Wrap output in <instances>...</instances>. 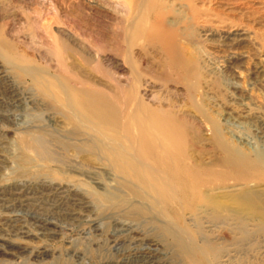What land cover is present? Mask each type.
Here are the masks:
<instances>
[{"label":"rangeland","instance_id":"rangeland-1","mask_svg":"<svg viewBox=\"0 0 264 264\" xmlns=\"http://www.w3.org/2000/svg\"><path fill=\"white\" fill-rule=\"evenodd\" d=\"M118 1L0 0V264H197L191 252L183 248L186 239L193 242V247L204 250L210 264H264V217L261 206L255 210L240 207L232 204L228 197L241 188L251 189L264 205V162L258 163L255 160L256 155L264 152L257 140V131L260 132V126L264 124V0H214L207 6L208 15L203 23H200L201 20L190 22L183 29L186 33L178 38L177 45L185 53L188 52L185 58L190 59L188 54H195L202 61L199 65L201 80L193 92L190 88L192 90L196 81L191 73L184 71L178 63L170 64L161 53L163 41L170 40L181 30L171 23L175 16L168 15L164 20L152 23L150 40L142 42L143 47H147V53L140 64L143 79L159 90L161 97L164 96L161 103H164V107L168 105L163 109L168 112L165 118L176 123L175 126H182L185 131L190 130L187 131L188 138L192 135L189 140H196L194 152L199 153L205 149V163L212 162L211 159L223 158L224 155L208 140L209 127L202 124L198 128L197 124L202 121L203 115H209L223 125L222 110L216 106L222 101L233 108L237 116L242 119L248 117V120L232 121L233 125L228 127L234 136L232 139L225 133L227 130H224L225 140L236 150L242 162L238 163L240 166L234 168L236 170L233 173L238 170L236 175L242 179L236 183H228L229 186L225 185L224 189L223 186L217 187L218 189L207 193L215 197L219 208L193 205L192 209L185 208L179 214L168 207L167 217L175 230L164 224L157 209L151 208V202L145 195L151 194V190L146 181L143 183L139 173L119 170L108 162V157L99 148L95 149L90 145L91 141L83 131L72 133L73 127L66 119V112L46 96L52 90L45 83L48 76H44L45 80L36 82L24 72L28 71L27 68L42 75H45L43 72H49L68 87L78 88L83 92L95 91L96 96L101 100L106 99L121 114L124 99L129 94L130 77L115 74L104 62L105 59H114L122 64L123 60L121 56L126 25L121 22L119 11H116L115 3ZM110 2H114V11L108 5H113ZM219 2H222L223 7ZM213 8L216 9L214 12L211 11ZM58 29L76 39L75 43L72 42L74 45L58 36ZM67 65L78 70L79 74L70 72L65 67ZM63 70L67 72L64 73ZM229 70L232 72L229 73ZM202 75L209 80L208 88H205L206 82ZM233 75L236 77L231 78ZM232 87H235L234 91ZM141 90L147 91L148 88L142 87ZM83 114L91 120L98 132L94 144L98 146L99 141H104L105 138L111 148H118L119 145L126 147L121 118L118 119L115 131L108 124L104 126L87 113ZM43 131L53 132L62 140L45 136L49 151L51 148L52 159L51 164L50 161L42 162L49 168L44 170L45 165L41 161L38 163L39 160L33 153L27 155V160L30 166L34 163L36 166L23 167L20 162L24 153L23 139L26 136L38 137V134H44ZM192 131L195 134L197 131L198 135L194 136ZM57 140L61 143L56 142ZM235 140H245L250 147L242 145L240 148V143ZM90 154L93 156L89 157ZM129 163L133 165L132 161ZM40 165L43 167L40 169L43 174L37 169ZM115 193H120L116 195L119 199ZM134 204L136 207L131 206ZM197 207H200V212ZM157 214L159 216L155 217ZM144 256L151 259H145Z\"/></svg>","mask_w":264,"mask_h":264},{"label":"bare ground","instance_id":"bare-ground-1","mask_svg":"<svg viewBox=\"0 0 264 264\" xmlns=\"http://www.w3.org/2000/svg\"><path fill=\"white\" fill-rule=\"evenodd\" d=\"M221 1V0H220ZM109 2V1H108ZM214 2V0H119L117 3H115L116 11L118 10L121 17V22L126 25L125 30V37H123V47L124 51H122V64H120L118 61L114 59H110L105 61L107 66L111 68L115 74L117 75H125L130 77V81L127 83L130 85L127 92H129L128 96L125 97L122 109L120 110L121 114L118 113L116 110L113 109L112 106H110L105 100H101L100 97L96 96L95 91H87L83 92V90H79L78 88L68 87L67 84H64L60 81V79L56 75H51L49 72H35L34 70L24 71L26 75L33 78L34 81L40 82L45 80L44 76H48L45 81L49 87H51L52 90L49 95H46L50 99L53 100V103L57 105V107H61L63 112H66L67 116L66 119L69 122V125L73 127L72 133L75 134L77 130L79 132L83 131L90 139L91 143L90 145L98 149L99 151L106 157H108V162L112 163L115 167H117L121 171H134L141 175L143 179V183L148 184V187L151 190V194H145L147 196V199L151 202V208L153 210H156L159 212V214L163 217L164 224L168 226L170 229H174L173 225L169 222V218L167 217V211L168 207L173 208L175 211H177L179 214H181L185 208L192 209L193 205H198L200 207H208V206H214L219 208V204L216 203L215 197L211 194L208 195L207 193L209 191L218 189L217 187H222L224 189L225 185L228 183H236L242 178L237 177L236 173H233L234 168H238L241 162V159H239L236 150L227 143L224 137V130L225 133L230 135V139H232L234 136L233 134L228 130V127H231V123L234 120H244L247 118H243L240 116H237L233 108H229L227 106V103L218 102L217 107L221 109L222 111V121L224 122L223 125L226 127L224 128L222 123L219 121H216L212 119L209 115H203L202 121L198 122L197 126L198 128L201 127L203 124L209 127V141L213 142L215 144L214 147L217 149L221 154H223V158L220 159L216 158L215 160H212V162H209L208 164L205 163V153L194 152V142L196 141L195 138H188L187 131H185L182 126H175L172 121L167 120L165 118L166 114L168 115L167 111H164L163 109L168 107L166 105L165 107L162 105L161 101L164 100V96L161 97L159 95V90L157 91L156 88L152 87L150 84H148L144 79L142 74L140 73V64L143 62V57H145L146 48L143 47V41H149L150 35L149 31L152 28L151 24L154 22H158L159 20H164L168 15L175 16V19L171 22L172 25L174 24L175 27L181 28L179 33L177 32L174 37L170 38V40L163 41V48H162V56H166L167 59L171 63H178L184 71L191 73V75L195 79V86L190 88V91H195L196 85L200 83V76L199 74V65L201 59L197 55L194 54H188L189 58H185L187 53L184 49H182L180 46L177 45L178 38L182 35H184L186 32L183 31V29L188 27V24L199 22L200 23L207 17V6ZM229 2V1H228ZM113 5L108 4L111 6V8H114V2ZM222 2H219V4ZM220 5V6H221ZM249 5V4H247ZM113 6V7H112ZM218 6V4H217ZM216 7V6H215ZM223 7V5H222ZM251 9V8H250ZM216 10V9H215ZM214 8L211 11H215ZM114 11V9H113ZM115 11V12H116ZM219 11V10H217ZM220 12V11H219ZM223 12V11H222ZM216 13V12H215ZM221 13V12H220ZM219 13V14H220ZM225 13V12H224ZM242 13V12H241ZM228 14V13H227ZM227 16H225L226 18ZM228 18V17H227ZM233 18V17H229ZM118 19V18H117ZM221 20V19H220ZM232 20V19H231ZM116 21V20H115ZM119 21V20H117ZM188 22V23H187ZM222 22V21H221ZM225 22V21H224ZM203 23V22H202ZM212 23V22H211ZM123 24V25H124ZM225 24V23H224ZM227 24V23H226ZM225 24V25H226ZM230 24V23H228ZM121 25V24H120ZM205 25V24H204ZM213 25V24H212ZM215 25V24H214ZM161 26V25H160ZM194 26V25H193ZM46 27V25H45ZM199 27V26H198ZM203 27V26H202ZM177 28V29H178ZM195 28V27H194ZM206 28V27H205ZM200 29V28H199ZM167 30V29H166ZM207 30V29H206ZM152 31V30H151ZM189 32V30H187ZM59 33L58 36L64 37V39L71 41V43H75L76 41L73 39V37L69 34H65L63 31H56ZM153 32V31H152ZM161 32V30H160ZM168 32V31H167ZM155 33V32H154ZM171 33V32H170ZM184 33V34H183ZM189 34V33H188ZM187 34V35H188ZM202 34V33H201ZM56 35V36H57ZM152 35V34H151ZM155 35V34H153ZM158 35V34H157ZM160 35V34H159ZM162 35V34H161ZM160 35V36H161ZM56 37V39L58 38ZM156 36V35H155ZM167 36V35H164ZM163 36V37H164ZM208 36V35H207ZM210 36V35H209ZM82 37V36H81ZM186 37V36H185ZM183 37V38H185ZM227 37V36H225ZM153 38V37H152ZM151 38V39H152ZM166 38V37H165ZM54 39V38H53ZM56 39L54 40L56 42ZM202 39V38H201ZM58 40V39H57ZM61 40V39H60ZM65 40V41H66ZM155 40V39H154ZM63 41V40H62ZM64 41V42H65ZM152 41V40H151ZM197 41V40H196ZM202 42V41H201ZM72 43V44H73ZM196 43V42H195ZM3 44V43H2ZM65 44V43H64ZM69 44V43H68ZM185 44V43H184ZM200 44V42H199ZM197 44V45H199ZM60 45V44H59ZM74 45V44H73ZM77 45V44H76ZM202 45V44H201ZM187 46V45H186ZM185 46V48H186ZM190 46V45H189ZM260 46V45H259ZM202 47V46H201ZM200 47V48H201ZM59 48V47H58ZM122 48V47H121ZM199 48V49H200ZM61 49V48H60ZM188 49V48H187ZM161 50V49H160ZM202 50V49H201ZM64 51V50H63ZM158 51V50H157ZM189 51V50H188ZM190 52V51H189ZM193 52V51H192ZM256 52V51H255ZM259 52V51H258ZM62 53V51H61ZM257 53V52H256ZM82 54V53H81ZM89 54V53H88ZM116 54V53H115ZM149 54V53H148ZM156 54V53H155ZM152 54V55H155ZM160 54V53H159ZM199 54V52H198ZM202 54V53H201ZM200 54V56H201ZM91 55V54H90ZM157 55V54H156ZM161 55V54H160ZM205 55V54H202ZM256 55V54H255ZM159 56V55H158ZM253 56V54H252ZM258 56V55H257ZM57 57V56H56ZM161 59V56H159ZM256 57V56H254ZM69 58V57H68ZM158 58V57H157ZM164 58V57H163ZM99 59V58H98ZM153 59V58H152ZM205 59V58H204ZM149 60V58H148ZM162 60V59H161ZM167 60V61H168ZM209 60V59H207ZM150 61V60H149ZM190 61L191 64H190ZM219 61V60H218ZM153 62V61H152ZM202 62V61H201ZM211 62V61H210ZM97 63V61H96ZM148 63V62H147ZM151 63V62H150ZM149 63V64H150ZM160 63V62H159ZM152 64V63H151ZM207 64V63H206ZM10 65V64H9ZM164 65V63L162 64ZM212 66V63L210 64ZM209 65V68H211ZM11 66V65H10ZM14 66V65H13ZM12 66V68H13ZM61 66V65H60ZM59 66V67H60ZM105 66V64H104ZM159 66V65H158ZM168 66V65H167ZM170 66V65H169ZM204 66V64H202ZM258 66V65H257ZM263 66V65H262ZM66 69H68L70 72L74 73L75 75L79 74V71L75 68H71L68 65L65 66ZM147 67V66H144ZM164 67V66H163ZM208 67V65H207ZM20 68V67H19ZM24 68V67H23ZM21 68V69H23ZM155 68V66H154ZM166 68V67H164ZM203 68V67H202ZM17 70V67L15 68ZM108 70V69H107ZM215 70V69H214ZM260 70V69H259ZM262 70V69H261ZM64 73L66 70H63ZM109 71V70H108ZM112 71V72H113ZM213 71V70H212ZM210 71V73L212 72ZM216 71V70H215ZM222 71V70H221ZM220 71V72H221ZM226 71V70H225ZM21 72V71H20ZM67 72V71H66ZM217 72V71H216ZM219 72V70H218ZM217 72V73H218ZM232 72V71H231ZM229 70V73H231ZM256 72V71H255ZM261 72V71H258ZM207 73V72H206ZM209 73V71H208ZM207 73V75H208ZM213 73V72H212ZM257 73V72H256ZM67 74V73H66ZM82 74V73H81ZM198 74V75H197ZM215 74V72H214ZM213 74V75H214ZM24 75V74H22ZM68 75V74H67ZM74 75V76H75ZM170 75V74H169ZM216 75V74H215ZM230 75V74H228ZM21 76V75H20ZM121 76V75H120ZM171 76V75H170ZM176 76V75H175ZM203 76V75H202ZM219 76V75H218ZM231 76V75H230ZM83 77V75H82ZM178 77V76H177ZM204 77V76H203ZM202 79L205 80V88H208V82L209 80L204 77ZM208 77V76H207ZM222 77V76H221ZM235 78L236 76L233 75L231 78ZM128 78V77H127ZM172 78V77H170ZM217 78V77H216ZM229 78V77H228ZM77 79V78H76ZM73 79V80H76ZM168 79V78H166ZM181 79V77H180ZM184 79V78H183ZM207 79V81H206ZM214 79V78H212ZM224 79V78H223ZM129 80V79H128ZM79 81V80H78ZM114 81V80H113ZM180 81V80H179ZM198 81V82H197ZM220 81V80H219ZM231 81V80H230ZM71 82V81H70ZM92 82V81H91ZM126 82V81H124ZM172 82V81H171ZM185 82V81H184ZM202 82V81H201ZM211 82V81H210ZM212 82H214L212 80ZM217 82V80H216ZM233 82V81H232ZM237 81H235L236 83ZM72 83V82H71ZM123 83V82H122ZM231 83V82H230ZM240 83V82H239ZM83 84V83H82ZM87 84V83H86ZM223 84V83H222ZM221 84V86H222ZM72 85V84H71ZM228 87H230L229 83L227 84ZM236 85H241L237 84ZM125 86V85H123ZM122 86V87H123ZM217 86V85H216ZM224 86V84H223ZM145 87L148 88L147 91H142L141 88ZM227 87V86H226ZM227 87V89H228ZM242 87V85H241ZM159 88V87H157ZM225 88V87H224ZM233 91L235 87H232ZM246 88V87H245ZM244 88V89H245ZM121 89V88H120ZM161 89V87H160ZM171 89V88H170ZM210 89V88H209ZM208 89V90H209ZM216 89V88H215ZM226 89V90H227ZM237 89V87H236ZM243 89V87H242ZM241 89V90H242ZM247 89V88H246ZM45 90V89H44ZM207 90V89H206ZM239 90V89H238ZM249 90V89H247ZM173 91V90H172ZM200 91V90H199ZM232 91V93H233ZM244 91V90H242ZM175 92V91H174ZM180 92V90H179ZM178 92V93H179ZM190 92V93H191ZM198 92V91H197ZM208 92V91H207ZM216 92V91H215ZM218 92V91H217ZM239 92V91H238ZM251 92V91H250ZM249 92V93H250ZM115 93V91H114ZM113 93V94H114ZM123 94V92H121ZM246 93V91H245ZM107 94V93H105ZM181 94V93H180ZM198 94V93H196ZM210 94V93H209ZM215 94V93H214ZM251 94V93H250ZM40 95V93H39ZM175 95V94H174ZM183 95V94H181ZM241 95V93H240ZM245 95V94H243ZM112 96V95H111ZM177 96V94H176ZM180 96V95H179ZM197 96V95H195ZM216 96V95H215ZM249 96V95H247ZM109 97V96H108ZM166 97V95H165ZM178 97V96H177ZM199 97V96H198ZM197 97V99H199ZM224 97V96H223ZM221 97V98H223ZM230 97V96H229ZM241 97V96H240ZM243 97V96H242ZM251 97V96H249ZM254 97V96H253ZM117 98V97H115ZM123 98V97H122ZM209 98V97H208ZM213 98V97H212ZM218 98V96H217ZM220 98V97H219ZM228 98V97H227ZM236 98V97H235ZM238 98V97H237ZM246 98V96H245ZM248 98V97H247ZM43 99V96H42ZM46 99V98H45ZM104 99V98H103ZM179 99V98H178ZM182 99V98H181ZM226 99V98H225ZM233 99V98H232ZM231 99V100H232ZM258 99V98H257ZM256 99V100H257ZM184 100V99H183ZM201 100V99H200ZM203 100V99H202ZM205 100V99H204ZM213 100V99H212ZM220 100V99H219ZM224 100V99H223ZM235 100V99H234ZM243 100V99H241ZM247 100V99H246ZM254 100V99H253ZM264 100V99H263ZM108 101V100H107ZM175 101V100H174ZM182 101V100H180ZM196 101V100H195ZM216 101V100H215ZM261 101V100H259ZM117 102V101H116ZM121 102V100H120ZM184 102V101H183ZM238 102V101H237ZM247 102H249L247 100ZM246 102V103H247ZM166 103V102H165ZM204 103V102H203ZM213 103V102H212ZM211 103V105H212ZM230 102H228L229 104ZM251 103V102H250ZM164 104V103H163ZM181 103H179L180 105ZM188 104V103H186ZM190 104V103H189ZM197 104V103H196ZM206 104V103H204ZM214 104V103H213ZM240 104V103H239ZM252 105V103H251ZM177 106V104H176ZM175 106V107H176ZM188 106V105H187ZM200 106V105H199ZM215 106V105H214ZM239 106V105H238ZM253 106V105H252ZM56 107V106H55ZM173 107V106H172ZM174 107V108H175ZM178 107V106H177ZM189 107V106H188ZM231 107V106H230ZM256 107V106H254ZM191 108V106H190ZM216 108V107H215ZM60 109V108H59ZM240 109V108H239ZM246 109V108H245ZM260 109V108H258ZM262 109V108H261ZM191 110V109H190ZM241 110V109H240ZM244 110V109H243ZM182 111V110H181ZM202 109L200 110V112ZM264 111V110H263ZM87 113L90 115L91 118L95 119L97 122L102 123L104 126L105 124H108L112 129L115 131L117 130L116 127L118 126V119H122L121 129L124 136V142L126 144L125 146H120L118 148H111L107 143L108 141L103 139L104 141H99L100 143L98 146L95 143L97 141V130L94 127V124L91 122L89 118H87L83 113ZM183 113V112H182ZM190 113V112H189ZM192 113V112H191ZM248 113V112H247ZM253 113V112H252ZM173 114V113H172ZM177 114V113H176ZM188 114V113H187ZM217 114V113H216ZM258 114V113H257ZM185 115V114H184ZM189 115V114H188ZM187 115V117H188ZM197 115V114H195ZM254 115V114H252ZM64 116V117H65ZM186 116V115H185ZM194 116V115H193ZM205 116V117H204ZM212 116V115H211ZM178 117V116H177ZM191 117V116H189ZM196 117V116H194ZM198 117V116H197ZM250 117V116H249ZM256 118V116H253ZM184 118V117H183ZM214 118V117H213ZM65 119V120H66ZM89 119V120H88ZM175 119V118H174ZM180 119V118H179ZM182 119V118H181ZM187 119V118H186ZM189 119V118H188ZM187 119V120H188ZM251 119V117H250ZM257 119V118H256ZM248 120V119H247ZM176 121V120H175ZM250 121V120H249ZM195 122V121H194ZM243 122V121H242ZM261 122V121H260ZM264 122V121H263ZM99 123H97L99 125ZM196 123V122H195ZM256 123V122H255ZM178 124V123H177ZM237 124V123H236ZM243 124V123H242ZM262 124V123H261ZM260 124V125H261ZM68 125V126H69ZM185 125V124H184ZM245 125V124H243ZM242 125V126H243ZM251 125V124H249ZM264 124L260 126V132L257 130V140L259 141V144L263 147L264 150ZM107 126V125H106ZM195 126V125H194ZM241 126V122H240ZM252 126V125H251ZM258 126V125H257ZM184 127V126H183ZM190 127V126H188ZM187 127V128H188ZM203 127V126H202ZM71 128V127H70ZM186 129V128H185ZM195 129V128H194ZM257 129V128H256ZM55 130V129H54ZM53 130V131H54ZM66 130V129H65ZM120 130V128H119ZM193 130V128L191 129ZM197 130V128H196ZM37 132V131H35ZM44 134L39 135L38 137L33 136H26L22 143L23 148V155L20 157V162L23 167L30 166L27 155H31L33 153L37 161H50L51 158V148L50 151L48 149V144L46 142L47 138H55L58 139L59 137L54 135L53 132L50 131H43ZM64 132V131H63ZM70 132V131H69ZM75 132V133H74ZM121 132V131H118ZM193 132V131H192ZM201 132V131H200ZM39 133V132H38ZM42 133V130L41 132ZM253 133V132H252ZM35 134V133H34ZM37 134V133H36ZM194 136L198 135V132H193ZM203 134V133H202ZM235 134V133H234ZM114 135V134H113ZM119 135V134H118ZM206 135V134H204ZM40 136V137H39ZM45 136L47 138H45ZM227 136V135H226ZM58 137V138H57ZM78 137V136H77ZM120 137V136H119ZM81 138V136H80ZM188 138V139H187ZM202 138V137H200ZM207 138V137H206ZM205 138V139H206ZM240 138V137H239ZM60 139V138H59ZM79 138H77L78 141ZM242 139V138H240ZM61 140V139H60ZM59 140V142H60ZM69 141V140H68ZM205 141V140H204ZM244 141V142H243ZM239 142V140H235V142L240 143L238 147L241 148L242 145L249 146L250 144L248 142H245L243 140ZM58 142V140L56 141ZM55 142V143H56ZM58 142V143H59ZM62 142V140H61ZM60 142V143H61ZM111 142V141H110ZM109 142V143H110ZM114 142V141H112ZM64 143V142H63ZM67 143V142H65ZM82 143V142H81ZM118 143V142H117ZM122 143V142H121ZM52 144V143H51ZM50 144V145H51ZM204 143H201V145ZM235 144V143H234ZM76 145V144H75ZM21 145L19 144L18 148ZM79 146V145H78ZM234 146V145H233ZM196 147V146H195ZM203 148H205L203 146ZM244 148V147H243ZM20 149V148H19ZM239 149V148H238ZM246 149V148H245ZM253 149V148H250ZM93 150V149H92ZM247 150V149H246ZM262 150V151H263ZM70 151V150H69ZM94 151V150H93ZM92 151V152H93ZM196 151V150H195ZM238 151V150H237ZM250 151V150H249ZM248 151V152H249ZM72 152V151H71ZM96 152V151H95ZM97 153V152H96ZM251 153V152H250ZM249 153V154H250ZM22 154V153H21ZM85 154V153H84ZM246 154V153H245ZM88 155V154H87ZM248 155V154H246ZM253 155V153L251 154ZM19 156V154H18ZM34 156V157H35ZM93 156V154H92ZM91 154L89 157H92ZM96 156V155H95ZM98 156V155H97ZM245 156V155H244ZM88 157V158H89ZM250 157V156H249ZM248 157V158H249ZM30 158V157H29ZM33 158V157H32ZM31 158V159H32ZM87 158V159H88ZM99 158V157H98ZM215 158V157H214ZM54 159V157H53ZM91 159V158H90ZM88 159V160H90ZM247 159V158H246ZM254 159V156H253ZM17 160V159H16ZM33 160V159H32ZM94 160V159H93ZM96 160V159H95ZM258 163L264 162V152L259 155H256L255 159ZM253 160V161H255ZM31 161V160H30ZM129 161H132L133 165L129 163ZM243 161V160H242ZM249 161V160H248ZM35 162V161H34ZM244 162V161H243ZM247 162V161H245ZM252 162V161H250ZM37 163V164H38ZM44 162H42L43 164ZM242 163V162H241ZM35 164V163H34ZM32 164V165H34ZM41 164V165H42ZM51 164V161H50ZM49 164V165H50ZM246 164V163H245ZM252 164V163H251ZM32 165L30 167H32ZM37 167L39 169V172L42 170V166ZM47 165V164H46ZM44 170H47L46 167ZM48 165V166H49ZM263 165V164H261ZM36 166V164L34 165ZM51 166V165H50ZM243 166V165H242ZM245 166V165H244ZM247 166V164H246ZM19 167V166H18ZM44 167V166H43ZM42 167V168H43ZM33 168V167H32ZM111 168V167H110ZM251 168V167H250ZM263 168V166H262ZM27 169V168H26ZM28 169H30L28 167ZM36 169V168H35ZM113 169V168H112ZM243 169V168H242ZM22 170V169H21ZM43 170V171H44ZM50 170V169H48ZM236 170V169H235ZM234 170V171H235ZM245 170V169H244ZM247 170V169H246ZM23 171V170H22ZM26 171V170H25ZM240 171V170H239ZM263 171V170H262ZM261 171V172H262ZM20 172V171H19ZM18 172V173H19ZM35 172V171H34ZM33 172V173H34ZM37 172V171H36ZM51 172V171H50ZM245 172V171H244ZM243 172V173H244ZM42 173V172H41ZM40 173V174H41ZM46 173V172H45ZM24 174V173H23ZM43 174V173H42ZM240 173H238L239 175ZM253 174V172H252ZM256 174V173H254ZM261 175V173H259ZM264 174V173H263ZM38 175V174H37ZM257 175V176H260ZM242 176V175H241ZM256 176V175H255ZM256 176V177H257ZM137 177V176H136ZM243 177V176H242ZM121 179V178H120ZM142 181V180H141ZM140 183V181H139ZM246 183V182H245ZM121 184V183H120ZM141 184V183H140ZM248 184V183H247ZM262 184V183H261ZM239 185V184H238ZM133 186V185H131ZM229 186V185H227ZM226 186V187H227ZM234 186V185H233ZM240 186V185H239ZM248 186V185H247ZM260 186V185H259ZM145 188V187H144ZM232 188V187H231ZM135 189V185H134ZM233 189V188H232ZM231 189V190H232ZM240 189V188H239ZM115 190V189H114ZM139 190V189H138ZM230 190V189H229ZM258 190V189H257ZM121 191V190H120ZM140 191V190H139ZM142 191V190H141ZM124 192V191H123ZM228 192V191H224ZM232 192V191H231ZM254 192V190H253ZM252 190L243 189L238 191H233L231 194L229 201L232 202V204L240 206V207H246L249 209H257L261 206L263 211V217H264V205H262L260 199L258 198L256 193H253ZM256 192V191H255ZM259 192V191H258ZM136 193V192H135ZM143 193V191H142ZM141 193V194H142ZM154 193V194H152ZM230 192H228L229 194ZM120 194V193H117ZM115 193V196L117 195ZM121 194H123L121 192ZM127 194V193H126ZM213 194V193H212ZM114 195V193H113ZM129 195V194H128ZM143 195V194H142ZM119 196V195H118ZM122 196V195H121ZM131 196V194H130ZM137 196V195H136ZM110 197V196H109ZM120 197V196H119ZM115 198V197H113ZM116 198H118L116 196ZM126 198V197H125ZM133 198V196H132ZM137 198V197H136ZM220 199V197H217ZM97 199V197H96ZM119 199V198H118ZM130 199V198H129ZM135 199V198H134ZM110 200V199H109ZM108 200V201H109ZM128 201V199H126ZM125 200V201H126ZM224 200V199H223ZM227 200V199H226ZM98 201V200H97ZM228 201V200H227ZM229 202V203H230ZM145 203V202H144ZM221 203V202H220ZM228 203V202H227ZM223 204V202L221 203ZM226 204V203H225ZM109 205V204H108ZM149 205V204H148ZM224 205V204H223ZM222 205V209H223ZM229 205V204H228ZM114 206V205H113ZM131 206H135L131 205ZM134 207V210H136ZM199 207V208H200ZM221 207V206H220ZM133 208V207H132ZM198 208V207H197ZM198 208V209H199ZM225 208V207H224ZM229 208V207H227ZM236 208V207H235ZM149 208L147 207V210ZM188 209V210H189ZM195 209V207H194ZM132 210V212L134 211ZM138 210V209H137ZM140 210V209H139ZM151 210V209H150ZM194 211V210H193ZM197 211V210H196ZM200 212V209L198 210ZM203 212V210H201ZM212 211V209H211ZM138 212V211H137ZM140 212V211H139ZM142 212V211H141ZM175 212V214L177 213ZM191 213V211H189ZM201 212V213H202ZM217 212V211H216ZM215 212V213H216ZM225 212V211H223ZM233 212V211H232ZM237 212V211H236ZM235 212V213H236ZM240 212H242L240 210ZM245 212V211H244ZM242 212V213H244ZM148 213V212H147ZM154 213V212H153ZM156 213V212H155ZM174 213V212H173ZM198 213V214H201ZM207 213V212H205ZM209 213V212H208ZM246 213V212H245ZM137 214V213H136ZM141 214V213H140ZM159 214H157L158 217ZM172 214V213H171ZM192 214V213H191ZM190 214V215H191ZM238 214V212H237ZM236 214V215H237ZM247 214V213H246ZM250 214V213H249ZM252 214V213H251ZM139 215V214H138ZM149 215L151 213L149 212ZM156 215V214H155ZM188 215V214H187ZM227 214H225L226 216ZM234 215V214H233ZM243 215V214H242ZM160 216V217H161ZM171 216V215H170ZM192 216V215H191ZM202 216V215H201ZM180 217V216H179ZM183 217V216H182ZM206 217V216H205ZM224 217V216H223ZM152 218V217H151ZM150 218V219H151ZM154 218V217H153ZM173 218V217H172ZM171 218V220H173ZM188 218V216H187ZM186 219V218H185ZM156 220V219H154ZM178 220V219H177ZM196 220V219H195ZM191 221V220H189ZM182 222V221H181ZM163 223V222H162ZM180 223V222H179ZM181 224V223H180ZM175 225V224H174ZM185 225V223H184ZM182 228V227H181ZM164 230V229H162ZM175 230V229H174ZM183 233V232H182ZM261 233V232H260ZM178 234V232H177ZM191 235V234H190ZM183 236V235H181ZM192 237V236H191ZM177 238V236H175ZM193 238V237H192ZM183 240V239H182ZM184 241V240H183ZM206 241V240H205ZM181 243V242H180ZM179 243V244H180ZM202 243V242H201ZM206 244V243H205ZM212 244V243H211ZM210 244V245H211ZM180 246V245H179ZM183 248L188 249L191 252V256L193 257L194 262L197 264H210L208 256H205L202 249L196 246L193 247V242L189 239H186V241L183 243ZM182 247V246H181ZM203 247V246H202ZM180 248V247H179ZM181 251L182 252V249ZM214 248V247H213ZM205 249V248H204ZM208 249V248H207ZM206 249V250H207ZM24 250V249H23ZM180 250V249H179ZM211 250V249H209ZM155 251V250H154ZM153 251V252H154ZM186 251V250H185ZM213 251V250H212ZM207 252V251H206ZM210 252V251H209ZM218 252V250L216 251ZM186 253V252H185ZM215 253V251H214ZM199 256H198V255ZM210 256V254H209ZM205 257V258H204ZM145 259H151L150 257L144 256ZM211 260V258H210ZM216 260V258H215ZM216 262V261H215ZM191 263V262H190ZM193 263V262H192ZM213 264V262L211 263Z\"/></svg>","mask_w":264,"mask_h":264}]
</instances>
